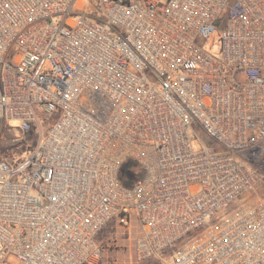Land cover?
I'll return each instance as SVG.
<instances>
[{
    "label": "built area",
    "instance_id": "1",
    "mask_svg": "<svg viewBox=\"0 0 264 264\" xmlns=\"http://www.w3.org/2000/svg\"><path fill=\"white\" fill-rule=\"evenodd\" d=\"M4 123L0 264H264V0H0Z\"/></svg>",
    "mask_w": 264,
    "mask_h": 264
},
{
    "label": "rangeland",
    "instance_id": "2",
    "mask_svg": "<svg viewBox=\"0 0 264 264\" xmlns=\"http://www.w3.org/2000/svg\"><path fill=\"white\" fill-rule=\"evenodd\" d=\"M70 17H75V15H70ZM221 35L217 33L206 45L205 49L210 51L214 56L218 57L221 54L222 48L220 45ZM16 50L11 51V55H15ZM11 55L6 57V60L12 62ZM44 115L42 117L43 127L42 135L46 137L49 132V116ZM201 135L203 134L200 131ZM12 131L7 123L2 125L1 137H0V160L7 158L12 160L15 158L16 153H21L23 150L32 148L36 145L39 136L41 135L40 130H32L31 132L25 134L20 139V142L15 146H7L2 143L5 142L7 137L10 139L12 136ZM193 145L195 148H201V143L199 139L194 136ZM130 165L125 164L121 177H127L128 168ZM253 196L259 195L264 198V183L258 187L257 192H252ZM222 215V212L218 213ZM140 233V225L138 224L136 218L131 220L129 226H123L120 224L117 217L112 219L104 228L100 230L97 234V241L103 248V257L100 264H156V261L151 260L146 263H139L135 259V241Z\"/></svg>",
    "mask_w": 264,
    "mask_h": 264
},
{
    "label": "trees",
    "instance_id": "3",
    "mask_svg": "<svg viewBox=\"0 0 264 264\" xmlns=\"http://www.w3.org/2000/svg\"><path fill=\"white\" fill-rule=\"evenodd\" d=\"M136 169H133L131 167L128 168V175H135L136 174Z\"/></svg>",
    "mask_w": 264,
    "mask_h": 264
}]
</instances>
